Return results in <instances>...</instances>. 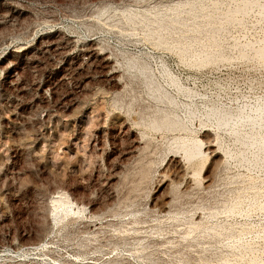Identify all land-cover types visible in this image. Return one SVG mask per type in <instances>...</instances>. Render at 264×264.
<instances>
[{"label":"rangeland","instance_id":"obj_1","mask_svg":"<svg viewBox=\"0 0 264 264\" xmlns=\"http://www.w3.org/2000/svg\"><path fill=\"white\" fill-rule=\"evenodd\" d=\"M178 1L186 0H0V264H264V168L241 163L242 146L206 118L210 108L264 96L256 56L264 0H194L212 24L186 8L185 27L164 33L153 15L166 10L168 19L167 6ZM244 4L235 20H222ZM122 7L145 18L133 12L136 22L128 24ZM151 25L166 45L154 40ZM187 41L192 49L183 56L178 45ZM204 45L210 63L187 60ZM130 59L146 61L190 124L187 132L147 131L134 154L135 123L153 115L156 103L127 68ZM187 109L193 117L184 116ZM204 134L229 159L208 187L209 160L197 176L188 168L197 179L184 188L168 167L177 154L170 143L203 141ZM163 171L173 191L160 187ZM61 192L88 210L53 221L52 198ZM39 241L43 251L23 254Z\"/></svg>","mask_w":264,"mask_h":264},{"label":"bare ground","instance_id":"obj_2","mask_svg":"<svg viewBox=\"0 0 264 264\" xmlns=\"http://www.w3.org/2000/svg\"><path fill=\"white\" fill-rule=\"evenodd\" d=\"M193 1L194 0H192V1L191 0L178 1L172 5L167 6V8L171 11V15H169L170 13L168 14L169 15L168 19H166L168 17V16H166L167 14L163 13V12H166V10L165 11L160 10L158 12L156 10L155 12H157V13H156V15H153V16H154V18H156V22L159 25L158 28H160L161 30H164L165 31L164 33H166V32L172 31L173 27L177 24L181 25V27L183 25H185V20L181 17V15H182V13H184L186 8L188 9L189 13L193 16L206 17L207 18L206 19L207 24H210L211 22H213L212 21L213 18L209 14L203 13V11L201 10V7H199L197 5V3H194ZM106 8L101 9L99 11V14L105 13ZM122 8H124V7H122ZM126 8L122 9L121 12L123 13V16L126 19L127 23L131 22V21L133 23L136 22V21H133V19L136 20L137 18L132 17V16H134L132 13L135 11L130 12L131 10L129 11ZM246 9H247V4H244L242 6L235 8L233 11H227L226 13L222 14V17H223L222 20L225 23L226 22L229 23V22L235 20L236 16L239 13H244L246 11ZM114 12H115V10H114ZM136 13L137 12H135V15H136ZM167 13H168V11H167ZM137 16H138V13H137ZM139 18L141 19V18H145V17H139L138 16V19ZM147 18L148 17H146V19ZM154 18H152L151 23H153ZM146 19H144V20H145V22H147V25H149L148 21L150 20V18L147 21H146ZM144 20H143V22H144ZM139 21H142V19ZM198 22H199V19H198ZM198 22L195 23L194 27H193V29L196 32H200V30H201L200 29L201 23H198ZM216 23H217V21H216ZM218 24H219V22H218ZM220 24H221V21H220ZM155 26L157 27V25H155ZM155 26L154 27L152 26L153 29H156ZM183 27H185V26H183ZM158 28L156 29V32L154 34L155 35L154 40L160 46V45H164L166 43L167 39L165 40L166 37L164 38V36H163L164 34L158 33V31H157ZM151 29L149 30L150 32H151ZM217 31H219V28L210 30L211 34L217 32ZM152 33L153 32H151V36H152ZM213 37H214V34H212L210 36V41L212 43H215V39ZM188 40L190 42H193V41L195 42L196 36H192ZM177 41L180 42V39H178ZM205 46L206 45H204V47L201 46L202 50H196V51L192 50L193 52H190L192 54L187 60L196 59V60H194V62H196V64H201V65L210 63L214 59V56L211 55L209 52H207L208 48L205 49ZM178 47H179L178 50L181 51L182 55L187 56L189 51L192 49V44L188 43V41H187V44L182 43L180 46L178 45ZM178 50H177V52H178ZM90 51H91V49H90ZM256 56L260 62L264 63V42H263V45L256 50ZM127 64H126L128 66L127 68L131 72H133L134 74L138 75L139 76L138 78H141V80L144 82V85H146V87H147L149 97L156 103V106H155L156 109H155V111H153V113H152L153 115L147 116V113H146V116L142 115L138 119V121L135 123V125H137L141 128L140 133H138L141 138L139 136H138L139 138L134 136L131 139L132 140L131 141V146H132L131 153L134 154L140 148V145H141L140 140L145 137V135L147 134L146 133L147 131H156V132H163V133L173 132L174 133V131H178V130H181V131L188 130L187 127L190 124L179 119V117L176 114V109L180 103L178 104L177 100H175V98H173L165 88H163L160 85H157L158 83L157 84L155 83V81L152 79V76H151L152 74H150V72L148 70V66H147L146 61L141 60V59H130V60H128ZM81 65H83V64H81ZM193 66H198V65H193ZM161 73H162V71H161ZM162 75L166 77V75L168 76V73L163 71ZM166 79H168L167 82L169 83L170 87L176 88L177 91H181V89L177 85V80L175 81L171 77H166ZM190 94H192V93H190ZM191 106H193V105H191ZM42 108L45 111L48 109L45 105L42 106ZM185 111L184 112L187 115L184 114V116H188V118L194 116V110L187 109ZM46 115H48V114H46ZM56 115H58V114H56ZM61 117H63V116L61 115ZM206 118L210 121L211 120L214 121L217 129H222V130H226L227 132H229L233 136L235 141L238 142L240 144V146H242L241 151L239 152V154L237 156V158H239V161L241 163L247 164L248 166L251 165V166H254L257 168L260 167V169L264 168V96L255 98L252 101H248V102L245 101L242 105H238L237 107L235 106V108H232V109H227V110L221 109V110H219L217 108H210L206 114ZM183 119H186V118L183 117ZM190 121H191V119H190ZM202 137H203L202 138L203 141H200V140L187 141L189 139V137L187 140L182 141V139L179 137H176V138L171 137L172 142L170 143V146L173 148L172 151L174 150L175 153H177V154L170 158L168 167L171 168L170 171L173 174V176L178 178L181 181V183L184 184V188H186V187L188 188V186L192 183L191 181L193 179V178L191 179L190 177H188L189 172H187V170H191L188 168H192V175L197 176V175H199V173L203 169L204 165L206 164V161L209 160V164H208V166H206V169H205V177H204L205 187H208L214 179L215 171L217 170V166H219L220 164L222 165L224 162L226 163V160L229 159V156H230L229 151L226 152L227 150H225V151H223V154L221 155V153L219 152V149L221 146L219 148H218V146H219L218 144H216L217 146H215L212 139H211V136L209 134H204V136H202ZM146 140H147V138H146ZM203 144L205 145V152H203L201 149ZM143 147H144V145H143ZM178 154H180V155H178ZM195 179H197V178H195ZM195 179H193V180H195ZM159 181H160V187L163 190H166L169 188L172 190L173 181L171 182V181L165 179L164 171L162 172L161 180H159ZM168 193H164L162 195V197H161L162 201H165L168 198V195H169ZM57 194L58 195H56L55 197L52 198L53 211H52V218L51 219L53 221L59 222L60 220L64 219L70 213H73V212L74 213L75 212L81 213V212H86L88 210L86 206H78L77 204H75V202H73V200H71L70 197L68 195H66L65 193L61 192V193H57ZM159 197H160V195H159ZM253 202L255 203V200ZM50 203H51V201H50ZM155 203L156 202L154 201L152 206H155ZM164 203L162 205H164ZM235 206H237V205H235ZM228 209L230 210V209H232V207H229ZM43 248H44V242L39 241V243L32 245V246H29L27 249L25 248V251H23V250L22 251H23L24 255L30 256V255H34V254H37V253L43 251ZM23 254L21 256H23Z\"/></svg>","mask_w":264,"mask_h":264}]
</instances>
